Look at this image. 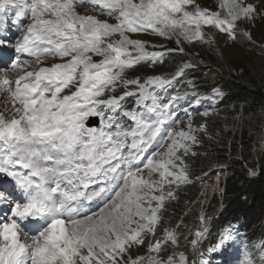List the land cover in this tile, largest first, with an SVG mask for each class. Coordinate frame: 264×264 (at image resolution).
<instances>
[{"label":"snow or ice","instance_id":"6c2138e0","mask_svg":"<svg viewBox=\"0 0 264 264\" xmlns=\"http://www.w3.org/2000/svg\"><path fill=\"white\" fill-rule=\"evenodd\" d=\"M88 6L110 19L78 11ZM219 8L226 12L199 0H0V48L32 58L0 71V93L11 101L0 111V264H189L181 250L187 226L182 218L163 226L164 214L182 186L203 184L208 173L196 175L192 158L206 154L196 149L212 134L206 120L184 123L178 112L182 103L186 114L215 105L224 94H202L188 80L183 94L162 102L197 67L193 60L171 73H128L187 56L184 42L209 43L205 26L251 40L239 24L264 17V5L246 0H223ZM24 20L14 44L2 35L9 22ZM141 33L177 47L150 46L133 35ZM207 231H195L194 250ZM233 239L225 230L217 247Z\"/></svg>","mask_w":264,"mask_h":264},{"label":"trees","instance_id":"16d2710c","mask_svg":"<svg viewBox=\"0 0 264 264\" xmlns=\"http://www.w3.org/2000/svg\"><path fill=\"white\" fill-rule=\"evenodd\" d=\"M184 60L190 59L173 54L163 65L152 67L153 71L150 73L143 72L144 69L139 66L136 71L129 72L128 75L143 77L171 73ZM167 67L169 70H166ZM164 69L166 71L162 72L161 70ZM189 73L201 92H208L211 88L218 86L227 94L222 104V108L226 107V110L216 118L218 124L213 129H209L212 139L204 140L201 148H197L198 152L206 154L192 158V171L196 175H203L204 172H211L214 168H220L226 164V172L229 175L221 184L224 189L222 196H213L211 206L208 205L210 208L208 207L206 221L210 222H206L207 225L199 220V215H195L192 220L191 216L185 215L189 205L196 200L203 189L200 182L182 187L183 196L180 201L171 202L172 206L169 205L168 211L172 214L167 220L169 227H174L181 218L187 226L184 227L185 229L183 227L180 229H184L183 234L188 237L182 244L185 252H188L190 248V240L195 239V231L204 227H207L208 231L199 241L200 250L198 251L211 248L228 221L242 218L251 226L253 232L264 228V148L257 155L258 138L264 130V73H261L260 77L248 75L245 77L240 74L238 80L233 81L228 87L220 83L204 85L203 81L207 74L198 66ZM238 115L243 116V132L240 134L235 130L237 121L235 118ZM203 121L205 120L200 119L194 124ZM226 126L229 128L227 133L224 132ZM232 134H234L233 140H229ZM257 167L258 175L251 179L249 169L256 170ZM190 193L191 196H189ZM198 253L196 249L190 259H195Z\"/></svg>","mask_w":264,"mask_h":264},{"label":"rangeland","instance_id":"374dc122","mask_svg":"<svg viewBox=\"0 0 264 264\" xmlns=\"http://www.w3.org/2000/svg\"><path fill=\"white\" fill-rule=\"evenodd\" d=\"M223 0H199V3L201 6L209 7L213 11H221L222 14L226 12V9L222 10L219 8L220 3H222ZM246 2L255 3L258 6L264 5V0H246ZM99 6L96 7H81L78 10H82L81 14H90V15H96L100 19H110L107 17L104 13L100 12L98 10ZM25 22H27L25 20ZM23 30V27L20 28L19 31L15 33L17 35L16 40L20 39L21 32ZM206 38L209 40V43H202L200 41H194V42H184L183 47L186 49L188 55L185 56L181 53H175L178 54L181 57L189 58L190 60H193L197 63V66L205 71V80L204 85H214V84H223L225 87H228L233 81L238 80V78L241 75H245V77L248 76H257L260 77L261 73H264V17L257 16L254 23H240L239 24V31L241 33L247 31L251 33V40H249L247 37L241 35L236 41H232L228 39L226 34H222L219 32L218 29L212 28L210 26L204 27ZM138 35L140 38L145 39L147 43L151 45H166L167 47H177L174 42L165 40L164 38L157 37L155 35H152L151 33H141V34H133ZM14 44V43H13ZM149 50H154L151 47H149ZM11 61L8 63L7 66L3 68L5 70L6 68L11 66V63L14 62L17 58L20 60H31V57H28L26 54H22L21 57L16 54V51L13 50L11 53ZM53 61L52 57L47 58L44 63L50 64ZM33 68L36 67L35 64L32 65ZM159 66V65H158ZM139 68H143L145 73H150L153 71L151 69V66H140ZM142 69V70H143ZM166 70H169L167 67ZM161 70L162 72L166 71ZM129 74V73H128ZM14 76V73H13ZM219 77V78H218ZM165 94L170 93V88L167 89ZM170 97L167 98V102L169 101ZM6 108H11V101L8 97V94H6L4 97H0V111L5 110ZM215 108V106L212 107V109ZM210 111V115L208 117H203L200 113L195 118H193V122L198 121L200 119H204L207 121L208 128L213 129L218 124V116L220 114L222 115L224 110H226V107L220 108L218 111H216L217 107L215 108V111ZM231 111H233V107L230 108ZM216 116V117H215ZM180 119L186 123L188 118L183 116H179ZM243 116L238 115L235 119L236 125L235 130L240 134L243 132ZM127 120L124 122L126 123ZM180 126H184L183 124ZM229 130L228 126L225 127L224 132L227 133ZM234 134L230 135L229 140H233ZM204 140H209L205 138ZM239 140V136H238ZM263 140H264V131L262 135L258 138V147H257V155L261 153L263 148ZM201 148V147H200ZM197 150V149H196ZM226 164H223L222 167H224ZM221 167V168H222ZM256 169V168H255ZM214 173V175L212 174ZM229 173L222 170L221 172L218 171V168H214L208 177L205 178L203 181V195L201 193L196 198V200L189 205L187 208V211L185 215L191 216L194 219L195 215H200L203 213L205 216V224L209 223L210 221L207 220L208 216V209L211 206V200L214 197H221L222 196V182L223 179L228 176ZM184 188V186H182ZM182 189V188H181ZM181 189L179 190L180 199L183 196V193L181 192ZM192 193V191H191ZM191 193L189 196H191ZM216 195V196H215ZM210 204V206H208ZM96 205L95 202H93L92 211H99V207ZM172 206V205H170ZM169 206V209H170ZM209 207V208H208ZM165 219L163 222V226H167L168 218L170 215H172L169 211L165 212ZM189 218V217H188ZM172 219V218H171ZM207 222V223H206ZM168 226L169 223H168ZM31 227V226H30ZM184 228V227H183ZM258 228V226H257ZM185 229V228H184ZM183 230H180L182 233ZM233 236L241 235L239 231H236L235 227H231L228 229ZM252 232V231H251ZM33 234V233H30ZM160 233L158 232V235ZM238 240V239H233ZM185 239L182 236L181 237V250L185 252L183 249L182 244L184 243ZM241 241V239H239ZM227 245V244H226ZM226 245L222 248H218L217 246L211 250V252L205 251L208 253L206 256H202L197 264H202V260L211 261V264H248L249 258H251L253 264H258L255 259L257 258L259 261V264H261V250L264 248L262 244L258 245L256 247V250H258L259 255L256 254H249V252H246L247 248L243 247L242 253H243V260L240 262H234L229 259V248H225ZM190 248L188 252H185L188 259L193 255L195 250L193 249L192 245H189ZM200 244L196 246V249H199ZM192 264V263H190Z\"/></svg>","mask_w":264,"mask_h":264},{"label":"bare ground","instance_id":"6f19581e","mask_svg":"<svg viewBox=\"0 0 264 264\" xmlns=\"http://www.w3.org/2000/svg\"><path fill=\"white\" fill-rule=\"evenodd\" d=\"M78 11H80V13L82 12V10H78ZM4 67H5L4 62H1V63H0V71H3V68H4ZM6 94H7L6 92H4V93H0V97L2 98V97H4Z\"/></svg>","mask_w":264,"mask_h":264},{"label":"built area","instance_id":"2783aa9c","mask_svg":"<svg viewBox=\"0 0 264 264\" xmlns=\"http://www.w3.org/2000/svg\"><path fill=\"white\" fill-rule=\"evenodd\" d=\"M254 177H256V176H254Z\"/></svg>","mask_w":264,"mask_h":264}]
</instances>
